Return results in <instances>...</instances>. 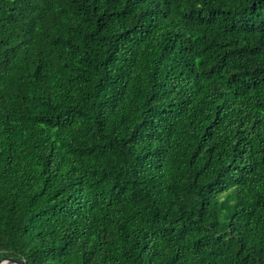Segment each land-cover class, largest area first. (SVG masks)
<instances>
[{
  "label": "trees",
  "instance_id": "1",
  "mask_svg": "<svg viewBox=\"0 0 264 264\" xmlns=\"http://www.w3.org/2000/svg\"><path fill=\"white\" fill-rule=\"evenodd\" d=\"M264 264V0H0V259Z\"/></svg>",
  "mask_w": 264,
  "mask_h": 264
},
{
  "label": "water",
  "instance_id": "2",
  "mask_svg": "<svg viewBox=\"0 0 264 264\" xmlns=\"http://www.w3.org/2000/svg\"><path fill=\"white\" fill-rule=\"evenodd\" d=\"M0 264H25V261L16 257H3L0 259Z\"/></svg>",
  "mask_w": 264,
  "mask_h": 264
}]
</instances>
